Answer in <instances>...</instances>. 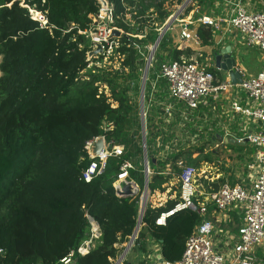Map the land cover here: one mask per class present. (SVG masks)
Here are the masks:
<instances>
[{
  "label": "trees",
  "instance_id": "16d2710c",
  "mask_svg": "<svg viewBox=\"0 0 264 264\" xmlns=\"http://www.w3.org/2000/svg\"><path fill=\"white\" fill-rule=\"evenodd\" d=\"M106 1L114 8V27L122 31L115 38L119 43L115 51L123 59L119 69L89 67L87 62L93 46L80 32L95 23L98 0H0V264H60L71 252L75 264H112L122 250L117 246L127 243L136 229L140 194L120 197L114 184L121 166L130 162L134 169L129 180L145 187L136 98L147 47L156 43L159 29L173 14L165 4L175 0ZM184 1L176 0V4ZM28 7L46 14L47 28H40ZM210 33L198 32V36L209 42ZM167 43L165 34L145 91L151 193L165 191L163 186L172 178L163 172L168 165L179 178L180 162L198 170L202 163H212L205 146L191 147L183 134L176 148L174 136L164 132L168 114L152 98L153 82L160 81L156 73L166 61L191 55L190 49L169 50ZM160 83L156 98L170 102L168 82ZM171 125L175 127L176 122ZM184 127L194 132L192 124ZM99 136L123 152L110 157L102 174L88 184L82 178L90 164L85 144ZM231 147L246 149L241 144ZM162 153L167 155L165 162L159 158ZM203 182L204 194H214L226 183ZM203 199L199 196L195 205L199 207ZM179 201L178 195L163 207L148 206L142 220L150 236L161 242V255L170 263L181 260L188 238L203 219L199 210L187 209L158 226L161 214ZM215 209L210 204L207 216ZM90 218L99 225L101 237L82 256L78 249L90 239ZM146 237L141 232L138 243Z\"/></svg>",
  "mask_w": 264,
  "mask_h": 264
},
{
  "label": "built area",
  "instance_id": "2783aa9c",
  "mask_svg": "<svg viewBox=\"0 0 264 264\" xmlns=\"http://www.w3.org/2000/svg\"><path fill=\"white\" fill-rule=\"evenodd\" d=\"M98 1L100 2V10L95 23L88 30L80 32L87 35L92 42L93 49L87 54V62L89 63H93L101 56L106 57L119 47V43L115 39L118 29L114 27V8L108 2L107 5H103L101 0ZM244 1L236 0L235 8L227 20L228 28L240 33L244 46L250 49L257 48L264 54V13L248 10L243 3ZM28 8L32 18L39 23L40 28H47L49 23L46 14ZM180 11L171 15L167 22L173 18L172 24L180 22ZM167 22L159 29V32L163 30ZM197 22L216 29L219 28L218 20L212 16H202ZM191 24H193L192 21L181 27V38L195 43V45H200V37L189 28ZM98 47H101L100 52H97ZM153 48L154 45L147 47L150 52L147 62H149ZM137 49L140 50L138 46ZM159 79H165L168 82L169 93L173 99L184 102L191 110H197L205 100L212 99V101L218 102L230 91L243 92L247 98V103L241 105L234 101L231 103L232 110L255 125V129L243 137L236 138V142L238 144L249 143L257 148L254 162L249 165L250 169L257 172L250 189H246L240 183L231 185L226 182L214 194L201 193L196 185L199 170L182 162L179 163V166L182 167V173L179 176L180 201L171 211L161 214L156 224L165 226L169 217L187 209L199 210L203 219L188 238L181 260L176 263L165 260V264H264V261L256 256V249L264 245V64L256 76L242 78L240 83H233L232 81L217 80L208 65L203 64L198 59L181 58L163 63L157 76V80ZM85 151L89 156L90 164L83 171L82 178L85 183L89 184L95 177L102 174L110 157L122 155L123 148L110 146L104 136H99L86 142ZM131 169H134V166L130 162L124 163L120 168L121 172L114 184L116 193L120 197L123 194L125 184L130 185L133 190L140 191L138 185L129 180ZM148 174H152L150 167ZM199 196H203L204 199L199 202V207H197L194 202L198 200ZM210 204L216 207L213 215L228 213L235 206H240L243 211L242 222L236 228L237 240L233 244V240L228 238L230 242L227 241L224 246L226 250L223 252L217 249V218L213 219L212 215L207 216ZM89 221L91 224L90 239L78 249V253L82 256L88 254L94 246V241L101 237L99 225L92 218ZM139 231L140 228L137 233L134 231L133 235L129 237L124 252L112 264L124 262L126 254L138 244ZM75 263L74 252L60 261V264Z\"/></svg>",
  "mask_w": 264,
  "mask_h": 264
},
{
  "label": "crops",
  "instance_id": "0c3cea01",
  "mask_svg": "<svg viewBox=\"0 0 264 264\" xmlns=\"http://www.w3.org/2000/svg\"><path fill=\"white\" fill-rule=\"evenodd\" d=\"M236 0H193L191 2V6L189 7V11H186V14H183L181 18L179 17L180 22H175L172 24L171 29L166 33L168 35V49L176 48L177 50H181L186 52L188 49L191 50V55L186 56L182 55L181 58L187 59H198L203 64L208 65L209 69L213 70V73L217 80L219 81H232L233 83H240L242 78L253 77L256 76L261 70L264 64V54L260 52L257 48H247L244 46L242 41V37L240 33L236 30H231L228 28L227 20L230 18L232 11L235 8ZM244 5L248 10L262 12L264 13V0H245ZM177 5V4H176ZM175 7V6H174ZM174 15V12H172ZM176 14V12H175ZM202 16H212L214 19L218 20L219 28L216 29L214 27L206 26L197 22L199 18ZM192 21L193 24L189 26L195 33L201 32L203 35L207 36L208 32L211 33V39L207 42L203 36L200 38V45H195V43L183 40L181 38V27L185 24ZM148 50V49H147ZM227 50L231 52V59L235 60L236 67L232 71H225L222 68H218L216 57L221 54L223 51L227 53ZM229 54V53H228ZM180 58V59H181ZM174 60H168L166 62H171ZM165 62V63H166ZM160 71V69H159ZM159 71L156 73L158 76ZM150 72V71H149ZM241 72V73H240ZM144 73V72H143ZM238 73L240 77L236 79L237 82L232 80V75ZM149 75V74H148ZM143 76V74H142ZM142 85V77L140 82V88ZM162 89H156V85H153L152 94H154V100H158V107H162L165 109L168 117L165 120L164 132H171V135L174 136L176 148L178 147V118L181 116V123L184 125L186 122L192 124L193 128L196 130L198 126L204 125L203 132H198L201 135V138H205L208 142L216 143L215 147L210 149V151H214V153H222L223 156H231L233 151H236L235 148L231 146H235L238 144L236 142V138L243 137L250 132L254 131L255 125L246 120L243 116L238 115L232 110L231 103L237 101L241 105H245L247 103V98L245 94L241 91H230L224 97L218 101L214 102L212 99L205 100L202 102L197 110L189 109L186 104L182 101L173 99L170 96L169 90L167 89L168 100L170 102H160L156 95ZM156 91V92H155ZM145 105V104H144ZM180 114V115H178ZM172 122H176L175 127H172ZM179 124V125H180ZM172 130V131H171ZM195 134V132H194ZM158 141H161L158 139ZM248 144V146H247ZM246 147L243 151L237 150L241 159H247V164L245 166V170L239 171L236 169H224L219 166V169L214 170V174L212 178H208L209 182H215L219 180H223L224 182H234L242 184L246 189H250L252 186V181L254 180L255 175L257 174L256 170H252L249 168L254 162L255 155L257 154V148L253 147L249 143L241 144ZM252 147L255 151L252 154H247V149ZM231 150H230V149ZM252 150V151H253ZM240 152H244L245 155L241 156ZM209 153V152H208ZM213 153V154H214ZM163 162L167 160V155L162 153L159 157ZM217 163L222 165L219 161L212 163H207L208 166H211L212 169L217 168ZM164 174L170 176H174L177 178L178 176L174 173L171 165H168L164 170ZM150 176V175H149ZM168 184H165L163 187L168 189ZM139 187V186H138ZM140 189V188H139ZM145 189V188H144ZM141 191V190H140ZM147 191V190H146ZM148 191L149 188H148ZM164 191V192H165ZM151 192V191H150ZM158 192V193H157ZM156 194L158 196H162L157 191ZM147 193V192H145ZM155 193V192H154ZM201 193H204L201 190ZM152 194V193H151ZM164 198L159 200V203H156L154 206H150L151 208H160L165 206V204L169 200L176 199V196L172 197V195L163 194ZM180 195V192H179ZM145 203V202H144ZM145 209L146 203L144 204ZM141 208V207H140ZM141 211V210H140ZM140 216V215H139ZM212 218H217V249L220 252L225 251L224 248L228 238L233 240V244L236 242V228L241 224L243 218V211L240 206L232 207L228 213H216L212 214ZM143 220V219H142ZM143 232L144 235H147L145 240L141 241V244H137L134 246L125 256V260L122 264H158V257L161 255V242L156 241L152 238L149 232L146 230L144 224H141L139 234ZM143 244V245H142ZM146 246L144 250L142 247ZM121 248L120 255L124 252L126 247V243L117 246ZM256 256L261 261H264V245L258 247L256 249ZM120 257V256H119ZM118 257V258H119Z\"/></svg>",
  "mask_w": 264,
  "mask_h": 264
},
{
  "label": "rangeland",
  "instance_id": "374dc122",
  "mask_svg": "<svg viewBox=\"0 0 264 264\" xmlns=\"http://www.w3.org/2000/svg\"><path fill=\"white\" fill-rule=\"evenodd\" d=\"M185 2H187V1L185 0L182 5L178 6V5H176V0H175L170 5H169V3H166L165 6H166L168 11L174 12V14H175V12L177 13L179 10H181L180 11L181 12L180 18H181V16L183 14H186V9L191 6V3H189L185 8L181 9L182 6L185 4ZM128 18H130V16H128ZM120 32L122 33V31H120ZM120 34H116L117 37H120ZM149 55H150V52L148 50L147 53H145V56H144V65L142 66V69H141L142 74H143V72L145 70ZM0 60H1V58H0ZM121 63H122V59H119V56H118V54L116 53V51L114 49V51L111 52V54H108L106 57L103 58L102 62H96V63L93 62V63H90L89 66L90 67L98 66V67H102V68L119 69L120 66H121ZM153 64H154V60L152 61L151 68H153ZM151 68H150V70H151ZM141 77H142V75H141ZM161 80L162 79H160V81L158 83H157V81L153 82V85H156V89H158V87L160 88L162 86V84L160 83ZM105 89H106V92L109 93V91H108V89L106 87H105ZM136 100H137V103L139 105V111H140V105H141V101H142L141 92H139V95L137 96ZM153 100H154V98H153ZM153 102L154 103H158V100H154ZM143 103L146 104V100L145 99H144ZM188 122H186L185 124L188 125L189 124ZM205 127L206 126L201 125V126H198L197 130L194 128L193 130H194L195 134H194L193 131L188 130L187 127H184V125H182V127H181V128L184 129V131H182V134H181L180 131H178V140L184 134V136H186L185 142L187 144H189L191 147H195V148L196 147L205 146V148H206L205 150L209 152L208 156H210L213 159V162L214 161L215 162L219 161L222 164V165H219L217 163V165H218L217 168L215 167V169H212L211 166H208L207 163H202L201 167L199 168V173H198L199 175L197 176V179H196V185L198 186V190H200V192H201V190L203 191V189H204L203 180H208V178L211 179L213 174H214V172H215L214 170L219 169V166L221 168H224V169H229V170L236 169V170H239V171H243V170H245V166L247 164V159L249 160V158H247V157L245 159H241L239 157L240 155L238 154L239 152H237V150L233 151L230 148L229 149L232 151L230 157L223 156L222 153H220V154L219 153H214V151L216 149L213 152L210 151V149H212V147L214 148L215 147L214 145H217V144L216 143H212V142H208L205 138H201V135H199L200 133L198 134V132L202 133L203 132V128L205 129ZM178 130H179V128H178ZM252 150H253L252 147L248 148L246 155H245L244 152H240L241 156H243V155L247 156L249 154H252ZM140 190H141V191H139V194H140V207L144 206L145 203H146V206H154L156 203H159V200L164 198V195H163L164 193L167 196L172 195V197H174L176 195H179V192H180L179 178H178V182H177V178L172 176V178L170 179L169 184H168V189H166L165 192H159L162 196H158L156 194V192L151 194V192L148 191V190H147V193H145L144 189L140 188ZM140 210H141V208H140Z\"/></svg>",
  "mask_w": 264,
  "mask_h": 264
},
{
  "label": "water",
  "instance_id": "95a60500",
  "mask_svg": "<svg viewBox=\"0 0 264 264\" xmlns=\"http://www.w3.org/2000/svg\"><path fill=\"white\" fill-rule=\"evenodd\" d=\"M103 5H107V1L106 0H101ZM191 0H187V2H185V4L182 6L183 8L186 7V5L190 2ZM174 19V18H173ZM173 19L169 20V22H167V24L165 25V27L163 28V30L160 32V35L156 41V43L154 44V48H153V52L151 53L149 62H147L143 76H142V85L140 88V92H141V105H140V115H141V129H142V143H143V150H144V168H145V173H146V182H145V192H147L146 190H148V183H149V174H148V168H149V160H148V152H147V145H146V135H147V131H146V114H145V105L143 103L144 99H145V91H146V84L148 81V74H149V70L151 68V62L154 59V55L156 53V51L159 48V45L161 43V40L163 39V37L165 36V34L168 32V30L170 29V26L172 24ZM117 34H120L121 32L119 30H116ZM101 51V47H98L97 52ZM229 53V54H228ZM217 60V65L218 68H222L225 71H232L235 67V60L231 59V52L229 50H227V53H225L224 51L219 54L216 57ZM240 77V75L238 73H235L232 75V80L234 82H237L236 79H238ZM100 148V147H99ZM139 194V190H133L132 187L128 184H125L123 187V194H121V197L124 196H137ZM145 207L142 206L141 207V211H140V216H139V222L137 224V228L135 230V233H137V231L140 228L142 219L144 217L145 214ZM159 263L158 264H165V260L162 257V255H159L158 257Z\"/></svg>",
  "mask_w": 264,
  "mask_h": 264
},
{
  "label": "bare ground",
  "instance_id": "6f19581e",
  "mask_svg": "<svg viewBox=\"0 0 264 264\" xmlns=\"http://www.w3.org/2000/svg\"><path fill=\"white\" fill-rule=\"evenodd\" d=\"M187 1V0H186ZM185 8V7H184ZM143 196V195H142ZM145 198V197H144ZM142 202V201H141Z\"/></svg>",
  "mask_w": 264,
  "mask_h": 264
}]
</instances>
